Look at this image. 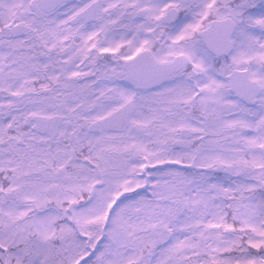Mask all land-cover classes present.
Wrapping results in <instances>:
<instances>
[{"label":"snow or ice","instance_id":"snow-or-ice-1","mask_svg":"<svg viewBox=\"0 0 264 264\" xmlns=\"http://www.w3.org/2000/svg\"><path fill=\"white\" fill-rule=\"evenodd\" d=\"M0 264H264V0H0Z\"/></svg>","mask_w":264,"mask_h":264}]
</instances>
